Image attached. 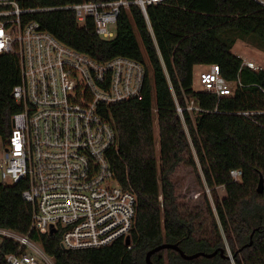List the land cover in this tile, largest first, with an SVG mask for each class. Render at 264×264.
<instances>
[{
	"label": "trees",
	"instance_id": "1",
	"mask_svg": "<svg viewBox=\"0 0 264 264\" xmlns=\"http://www.w3.org/2000/svg\"><path fill=\"white\" fill-rule=\"evenodd\" d=\"M19 1L23 8L38 9L25 20L38 21L65 45L99 61L125 56L144 64L143 98L106 107L119 139L112 165L121 185L137 195V211L130 244L119 238L99 248L65 249L60 230L43 234L32 228L33 206L22 196L24 182L0 183V227L29 235L55 264H147V252L163 243H179L186 254L228 245L235 264H264V188L257 189L264 176V68L243 66L244 59L233 52L240 40L264 50V6L256 0H163L148 5L146 17L136 0H125L116 35L106 39L95 33L92 20L80 26L75 12L62 7L116 0ZM199 64L218 65L232 93L195 89ZM20 81L19 57L0 54L2 140L11 134L13 116L23 110L13 96ZM186 161L203 190L200 202H187L178 191L174 178ZM233 169L242 170L241 180L231 177ZM219 186L225 188L223 198ZM18 247L5 238L0 264ZM153 261L232 264L219 254L187 260L171 249L155 254Z\"/></svg>",
	"mask_w": 264,
	"mask_h": 264
},
{
	"label": "built area",
	"instance_id": "2",
	"mask_svg": "<svg viewBox=\"0 0 264 264\" xmlns=\"http://www.w3.org/2000/svg\"><path fill=\"white\" fill-rule=\"evenodd\" d=\"M161 1L135 2L147 17V6ZM256 1L264 6V0ZM124 5L125 0L83 1L62 8L72 9L80 26L92 20L95 33L111 39ZM37 10L23 8L19 0H0V54L19 57L21 81L13 96L23 107L3 140L0 183L24 182L22 196L33 206L32 228L43 234L60 230L65 249L107 246L129 236L137 195L116 177L111 155L119 139L106 107L142 99L146 68L125 56L99 61L65 45L38 21L24 19ZM242 65L264 68L253 60ZM200 83L219 96L233 91L216 64L201 72ZM177 109L184 111L178 103ZM187 109L193 107L188 104ZM242 174L240 169L230 171L235 180ZM0 236L19 245L5 255L6 264H55L29 235L0 227ZM225 251L235 264L228 245Z\"/></svg>",
	"mask_w": 264,
	"mask_h": 264
},
{
	"label": "rangeland",
	"instance_id": "3",
	"mask_svg": "<svg viewBox=\"0 0 264 264\" xmlns=\"http://www.w3.org/2000/svg\"><path fill=\"white\" fill-rule=\"evenodd\" d=\"M113 29H115L113 27ZM233 52L241 56L244 60H253L260 66L264 67V50L254 47L252 44L246 41H238L233 47ZM210 69V65L199 64L194 67V88L197 90H204L202 84L200 83V74L203 71ZM156 137L158 138V127L155 124ZM159 152V143L157 142V153ZM3 153V140L0 138V158ZM175 181L179 185V192L185 195V200L187 202H200L203 199V190L198 186L195 172L190 166L188 161L180 164L175 175ZM220 198H223L226 194L225 188L220 187L217 189ZM206 192L213 204V197L211 193ZM2 236H0V244L2 242Z\"/></svg>",
	"mask_w": 264,
	"mask_h": 264
},
{
	"label": "water",
	"instance_id": "4",
	"mask_svg": "<svg viewBox=\"0 0 264 264\" xmlns=\"http://www.w3.org/2000/svg\"><path fill=\"white\" fill-rule=\"evenodd\" d=\"M264 188V176L261 174L260 176V180H259V184H258V192H262ZM51 231H54L53 229H51ZM125 242L126 244H130L131 240H130V236H127L125 238ZM176 250L179 251L181 253V255L183 256V258L187 259V260H192V259H197L200 257H214L217 254L225 257V258H230V256L226 253L225 248H221L219 250H216L212 253H205V252H197L195 254H186L185 252H183L180 249V245L179 243H163L160 244L154 248H152L151 250H149L146 254V263L147 264H155L153 261V256L163 250Z\"/></svg>",
	"mask_w": 264,
	"mask_h": 264
}]
</instances>
